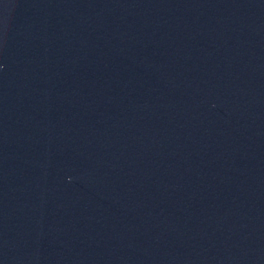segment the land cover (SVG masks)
I'll return each mask as SVG.
<instances>
[{"label":"water","instance_id":"water-1","mask_svg":"<svg viewBox=\"0 0 264 264\" xmlns=\"http://www.w3.org/2000/svg\"><path fill=\"white\" fill-rule=\"evenodd\" d=\"M232 264H264V0H86Z\"/></svg>","mask_w":264,"mask_h":264}]
</instances>
